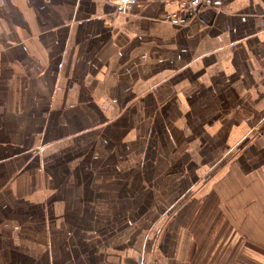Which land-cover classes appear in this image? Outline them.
I'll list each match as a JSON object with an SVG mask.
<instances>
[{
	"label": "crops",
	"instance_id": "obj_1",
	"mask_svg": "<svg viewBox=\"0 0 264 264\" xmlns=\"http://www.w3.org/2000/svg\"><path fill=\"white\" fill-rule=\"evenodd\" d=\"M0 0V264H264V0Z\"/></svg>",
	"mask_w": 264,
	"mask_h": 264
},
{
	"label": "built area",
	"instance_id": "obj_2",
	"mask_svg": "<svg viewBox=\"0 0 264 264\" xmlns=\"http://www.w3.org/2000/svg\"><path fill=\"white\" fill-rule=\"evenodd\" d=\"M138 0H116L117 9L120 12L128 11ZM212 0H179V10L167 16L169 20L186 25L192 18L204 8L212 7ZM255 137L264 142V125L254 128Z\"/></svg>",
	"mask_w": 264,
	"mask_h": 264
}]
</instances>
